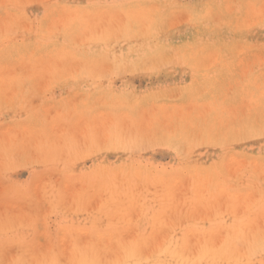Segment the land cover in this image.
<instances>
[{
    "label": "rangeland",
    "instance_id": "rangeland-1",
    "mask_svg": "<svg viewBox=\"0 0 264 264\" xmlns=\"http://www.w3.org/2000/svg\"><path fill=\"white\" fill-rule=\"evenodd\" d=\"M251 1L256 2L254 4ZM246 2L250 4L247 5ZM246 2L245 0H0V154H2L0 155V212L2 211L0 218L4 217L0 219L2 231L0 244H3L0 245L1 264H18V259L19 262L21 260L24 261L23 264H28L31 258V264H35L34 258L36 263L40 264H45L46 260V264H66V262L71 264V261L72 264H92L95 259L96 264L98 262L102 264H167L168 262H171L168 264H176V262L230 264L231 259H233L231 264H264L263 238L256 243V248L251 252L247 251L245 246L248 238L258 237L261 230H264V221L261 220L264 219L262 215L264 169H260L264 167V93H261V90L258 92V89L264 85V0L262 2L246 0ZM256 3L261 6V10H256L258 8ZM245 4L249 9H246ZM244 10L249 15L244 14L246 18L243 17ZM169 11L177 13H171L170 16ZM116 13L120 15L116 16L119 17V22L117 20L114 23L116 18L113 17ZM104 14L108 16L107 22L100 23V18ZM239 15L243 18L241 19ZM105 16L102 19L106 21ZM121 16L123 23L120 21ZM70 17H74L76 22L70 23L69 21H72ZM248 17L251 19L248 20ZM161 19L167 20L160 21ZM54 20L66 22L61 26ZM168 21L170 22L162 23ZM253 21H256V25H252ZM91 23L93 32L90 29ZM152 23L150 30H147L148 33L143 30ZM57 27L61 29L58 30ZM215 27H219L218 30ZM96 28H103L102 33L99 29L96 32ZM109 34L112 37L109 45L108 42L105 44L100 42L102 37ZM61 36L64 38L60 39ZM154 37L157 39H153ZM140 43L143 45L142 48L138 47ZM37 44L39 49H36ZM156 44L162 45L161 47L167 50L165 55L168 53L170 56L168 64L161 63L163 64L161 65L158 61L142 59L140 56L143 49ZM45 45L46 47L41 48ZM115 45L117 51L112 49ZM48 48L51 52H46ZM101 51L120 53L124 61L123 67H118L119 70L117 68L106 71L105 74L102 69V63L105 62L102 60ZM40 53L41 55L44 53L43 58ZM92 55L94 57H90ZM48 59L50 62L47 61ZM46 62L51 70L46 68L49 67ZM54 62L60 66L55 65ZM48 70L50 72H47ZM102 71L104 73H101ZM48 75L51 79L47 78ZM247 90L250 91L246 92ZM252 92L253 95H250ZM236 96L240 97L237 99ZM257 97L262 98L260 99L262 101ZM226 98L227 102L230 99L229 106ZM243 98L245 99L242 100ZM223 101L227 103V108ZM232 102H237L235 103L237 105L234 106ZM246 105L250 106L251 111ZM242 110L246 111L243 112L245 114L249 111L246 117L241 116ZM232 112L234 114L238 112L240 120L239 116L235 119L237 114H233L232 117ZM223 115L226 117L223 118ZM227 116L231 118V123ZM217 117H220L219 120ZM249 117L254 123L249 122ZM227 119V123H221ZM247 120L250 124H246ZM255 123L258 127L263 126L259 127L260 131ZM126 124H129L128 128ZM222 124H228L230 128L226 126L228 130L225 131V126L223 127ZM250 125L257 129L250 130ZM243 126L248 127L243 129ZM233 127L237 130H230ZM139 128L142 129L141 132ZM238 129H240L239 135ZM231 132L236 133L232 135ZM108 136L110 140L106 142ZM136 137H144L145 141L137 145L130 144L128 140ZM241 154L248 158L242 157ZM260 158H263V162ZM236 159L240 162L239 168L234 161ZM76 192L80 193L82 199L79 195L77 197ZM247 194L249 197H246ZM251 198L252 200H249ZM31 199L37 203L32 202ZM224 200L227 204L222 202L225 204L221 205V201ZM136 201L139 206L135 205ZM243 201L248 203L244 202V205ZM247 204L250 206L247 207ZM243 205L247 209L241 208ZM141 206L143 208H140ZM138 209H140L139 213ZM207 209L211 218L206 215ZM242 209L244 212L246 210L245 214L241 213ZM8 212L10 215H7ZM150 214L153 216L151 217ZM6 216L9 218L7 219ZM17 216L20 220L18 225H23L25 230L20 226L18 231L17 219L14 220ZM25 216L29 220L25 219ZM22 217L23 219H20ZM259 217L261 218L258 219ZM161 219L166 221L165 224ZM258 220L262 222H257ZM12 223H15V226ZM255 223H258L259 226H256L259 228ZM159 224H162L161 227ZM162 226L166 228L163 230ZM246 226L247 229L244 228ZM42 229L43 232H40ZM250 231L255 234L251 235ZM165 233L169 234L165 235ZM205 233H209L208 236L207 234L205 236ZM198 234L201 236L199 237ZM90 235L95 237L94 241L99 237L101 239L94 243L90 240ZM135 236L141 244L139 240L137 243L134 242L137 240V238L133 239ZM192 236L195 242H192ZM109 239H112V242ZM206 239L208 242L205 241ZM119 240L123 242L120 243ZM215 240H218L216 242L219 244ZM126 241L131 245L127 244L125 249L123 244L127 243ZM17 243L23 245L21 249H19L20 245L17 247ZM115 243L117 247L119 244V250L115 247ZM157 243L160 247L159 251L156 248ZM196 243H200L201 247L195 245ZM181 244L186 246L184 248L186 250L183 249L184 245L181 248ZM211 245L214 249L210 247ZM70 246L75 251L71 250ZM195 247H199V250ZM83 248L87 249L84 251ZM108 249L112 251L109 252ZM134 249H138L135 252L137 255L141 254L142 258L133 255ZM191 250L196 254L191 253ZM71 251L73 259L67 254L70 252L72 256ZM209 252L210 255H206ZM41 253L44 257L40 255ZM44 253L48 255L45 257ZM118 253L123 258H120ZM149 253L152 254L150 257L147 256ZM186 253L190 261L186 258ZM127 254L132 258L127 260ZM144 254H147L146 258ZM234 254H237V258ZM21 255L23 260L20 259ZM181 255H184V258ZM40 257L43 258L41 262L38 261L41 260ZM117 259L120 262H117ZM123 259L126 261L124 262Z\"/></svg>",
    "mask_w": 264,
    "mask_h": 264
},
{
    "label": "bare ground",
    "instance_id": "bare-ground-1",
    "mask_svg": "<svg viewBox=\"0 0 264 264\" xmlns=\"http://www.w3.org/2000/svg\"><path fill=\"white\" fill-rule=\"evenodd\" d=\"M232 1H233V0H232ZM258 1H259V0H258ZM220 2L222 3V1H220ZM245 2H246V0H245ZM249 2H250V1H249ZM251 2H254V1H251ZM255 2H256V1H255ZM255 2H254V4H255ZM261 2H262V0H261ZM261 2H260V3H261ZM232 3H233V2H232ZM246 3H247V2H246ZM219 4H220V3H219ZM230 4H231V2H230ZM249 4H250V3H249ZM249 4L247 3V5H249ZM256 4H257V3H256ZM245 5H246V4H245ZM247 5H246L245 7H246V9H247V8L249 9V7H247ZM257 5H258V8L256 9V8L254 7V9H256L257 11H258L259 9L261 10V6H259V4H257ZM260 5H261V4H260ZM53 6H54V5H53ZM223 6H224V5H223ZM243 6H244V5H243V3H242V7H243ZM58 7H59V6H58ZM220 7H221V5H220ZM220 7H219V8H220ZM65 8H66V7H65ZM58 9H59V8H58ZM250 9H252V7H250ZM254 9H253V10H254ZM210 10H211V9H210ZM221 10H223V9H221ZM256 10H255V11H256ZM54 11H55V10H54ZM153 11H154V10H153ZM257 11H256V13H258ZM61 12H62V10H61ZM139 12H140V11H139ZM169 12H170V16H171V13H173V14L175 13L174 11H173V12H172V11H169ZM169 12H168V13H169ZM206 12H208V11H206ZM216 12H217V11H216ZM244 12H245V10H244ZM262 12H263V11H262ZM145 13H146V11H145ZM168 13H167V16H169ZM176 13H177V12H176ZM176 13H175V14H176ZM237 13H238V11H237ZM237 13H236V15H235V14H234V15L237 16V15L239 14V13H238V14H237ZM242 13H243V12H242ZM251 13H252V12H251ZM105 14H106V13H105ZM105 14H104V16H105ZM129 14H130V13H129ZM154 14H156V13H154ZM244 14H246V12L243 13V17L246 18V16H245ZM252 14H253V13H252ZM102 15H103V14H102ZM106 15H107V14H106ZM151 15H153V14H151ZM156 15H157V14H156ZM158 15H159V14H158ZM246 15L249 16L248 13H247ZM263 15H264V13H263ZM104 16H103V17L101 16V17L104 18ZM111 16H112V13H111ZM116 16H120V15H117V13H116L115 16L113 17V19H115ZM122 16H123V15H122ZM122 16H121V17H122ZM167 16H166V17H167ZM170 16H169V18H170ZM239 16H240V15H239ZM257 16H258V15H257ZM107 17H108V16H105L106 21H105V19L103 20L102 18L99 17V18L101 19V20H100V23H103L102 21H104V23L107 22ZM151 17H154V16H151ZM160 17H161V16H160ZM164 17H165V16H164ZM232 17H233V15H232ZM243 17L240 16L241 19H242ZM254 17H255V16H254ZM258 17H259V16H258ZM260 17H261V15H260ZM260 17H259V18H260ZM70 18H71L72 21H73V22H72V21H69L70 23H75V22H76V21L74 20V19H75L74 17H73V18L70 17ZM70 18H69V19H70ZM76 18H77V17H76ZM91 18H92V17H91ZM91 18H90V19H91ZM93 18H94V17H93ZM95 18H96V17H95ZM99 18L97 19L98 21H99ZM167 18H168V17H167ZM169 18H168V19H169ZM181 18H182V17H181ZM237 18H238V17H237ZM237 18H236V19H237ZM248 18H249V17H248ZM118 19H119V17H117V18L115 19L114 23H115ZM120 19H121V18H120ZM174 19H175V18H174ZM204 19H205V18H204ZM250 19H251V18H249L248 20H250ZM55 20H56V19H55ZM55 20H54V21H55ZM58 20H59V19H58ZM67 20H68V19H66V21H67ZM92 20H93V19H91V21H92ZM94 20H95V19H94ZM97 20H96V22H97ZM142 20H143V19H142ZM166 20H167V19H165V20L161 19L160 21H166ZM255 20H257V19H255ZM66 21L64 20V21L61 22V20H60L61 23H60L59 21H58V22L55 21V22H56L57 24L59 23L60 25H61V24L63 25V22H66ZM120 21H122V23H123V17H122V20H120ZM92 22H94V21H92ZM96 22H95V23H96ZM111 22H112V21H111ZM118 22H119V20H118ZM140 22H141V21H140ZM150 22H151V21H150ZM156 22H157V21H156ZM158 22H159V21H158ZM169 22H170V21H168V22H162V23H169ZM245 22H247V21H245ZM245 22H244V23H245ZM248 22H249V21H248ZM70 23H68V24H70ZM95 23H93V24H95ZM112 23H113V22H112ZM122 23H121V25H122ZM159 23H160V22H159ZM202 23H204V21H203ZM207 23H208V22H207ZM212 23H213V22H212ZM212 23H211V24H212ZM53 24H55V23H53ZM66 24H67V23H66ZM98 24H99V23H98ZM98 24H96V25H98ZM196 24H197V23H196ZM199 24H200V23H199ZM208 24H209V23H208ZM253 24L256 25V21H253L252 25H253ZM62 25H61V26H62ZM70 25H71V24H70ZM70 25H69V26H70ZM90 25H91V26H90L91 32H93V30H92V28H91V27L93 26L92 23H91ZM100 25H101V24H100ZM100 25H99V26H100ZM102 25H104V24H102ZM145 25H146V24H145ZM152 25H153V23L150 24V25H148V27L145 26L146 28H144L143 30H145V31L148 30V31H149V30H150V27H151ZM203 25H204V24H203ZM209 25H210V24H209ZM232 25H233V24H232ZM252 25H250V27H251ZM55 26H56V25H55ZM57 26H58V25H57ZM197 26H199V25H197ZM88 27H89V26H88ZM88 27H87V28H88ZM97 27H98V26H97ZM101 27H102V26H101ZM111 27H112V24H111ZM140 27H141V26H140ZM208 27H209V26H208ZM247 27H248V26H247ZM54 28H55V27H54ZM57 28H58V27H57ZM67 28H68V27H67ZM71 28H72V25H71ZM115 28H116V27H115ZM132 28L134 29V27H132ZM209 28H210V27H209ZM218 28H219V27H218ZM218 28L215 27L216 30H218ZM251 28H252V27H251ZM60 29H61V28H60ZM60 29L58 28V30H60ZM90 29H89V30H90ZM97 29H99V28H96V32L98 31ZM102 29H103V28H100V29H99V30H101V33H102ZM206 29H207V28H206ZM221 29H222V28H221ZM65 30H66V29H65ZM89 30H88V32H89ZM112 30H113V29H112ZM140 30H142V29H140ZM143 30H142V31H143ZM201 30H202V29H201ZM201 30H200V31H201ZM203 30H204V29H203ZM210 30H211V29H210ZM210 30H209V31H210ZM213 30H214V27H213ZM56 31H57V30H56ZM148 31H147V33H148ZM54 32H55V31H54ZM59 32H60V31H59ZM86 32H87V30H86ZM109 32H110V27H109ZM143 32H144V31H143ZM203 32H205V31H202V33H203ZM55 33H56V32H55ZM73 33H74V32H73ZM83 33H84V32H83ZM134 33H135V32H134ZM140 33H141V32H140ZM58 34H59V33H58ZM96 34H97V33H96ZM82 36H83V34H82ZM85 36H87V34H85ZM115 36H116V35H115ZM135 36H136V35H135ZM62 37H63V36H61L60 39H62ZM66 37H67V36H66ZM94 37H95V36H94ZM144 37H145V36H144ZM146 37H147V36H146ZM63 38H64V37H63ZM82 38H83V37H82ZM82 38H81V40H82ZM127 38H128V37H127ZM140 38H141V37H140ZM142 38H143V37H142ZM85 39H86V38H85ZM111 39H112V37H111V35L109 34V35H106V36L102 37L101 40H100V39H99V40H100V42H102L103 44H105L106 42H108V45H109V42H112ZM153 39H157V38L154 37ZM64 40H65V39H64ZM138 40H139V39H138ZM75 41H76V39H75ZM129 41H130V40H129ZM132 41H133V40H132ZM158 41H159V40H158ZM67 42H69V41H67ZM77 42H78V41H77ZM80 42H81V41H80ZM133 42H134V41H133ZM136 42H137V40H136ZM136 42H135V43H136ZM191 42H192V41H191ZM194 42H195V41H194ZM203 42H204V41H203ZM48 43H50V42H48ZM52 43H53V42H52ZM78 43H79V42H78ZM85 43H86V42H85ZM137 43H139V41H138ZM157 43H158V42H157ZM186 43H187V42H186ZM46 44H47V43H46ZM50 44H51V43H50ZM50 44H49V45H50ZM53 44L55 45V43H53ZM59 44H60V43H59ZM59 44H57V45L59 46ZM66 44H67V43H66ZM71 44H72V43H71ZM79 44H80V43H79ZM82 44H84L83 41H82ZM110 44H111V43H110ZM187 44H188V43H187ZM193 44H194V43H193ZM193 44L191 45L192 47H193ZM198 44H199V43H198ZM38 45H39V44H37V48H36V49H39V48H38ZM41 45H42V44H41ZM43 45H44V44H43ZM60 45H61V44H60ZM84 45H85V44H84ZM84 45H83V46H84ZM86 45H87V43H86ZM97 45H98V44H97ZM99 45H100V44H99ZM117 45H118V43H117ZM117 45L112 46V49H114V50L117 51V49H116V48H117ZM188 45H189V44H188ZM203 45H204V44H203ZM47 46H48V45H47ZM52 46H53V45H52ZM63 46H64V44H63ZM80 46H81V45H80ZM142 46H143L142 43H140V44L138 45L139 48H142ZM161 46H162V45L159 46V44H158V45L156 44V45H154L153 47H146L145 49H143V50L141 51L140 56L142 57V59H146V58H147L148 60H151V61H153V62H154V61H156V62L158 61L160 64L163 63V64L166 65V64H168V63L170 62V56L168 55V53H167V55H165V52H166L167 50L165 51V50H164L165 47L163 48V47H161ZM43 47H46V45H45V46H42L41 48H43ZM92 47H93V46H92ZM41 48H40V49H41ZM50 48H51V47H50ZM53 48L56 49L57 47H53ZM53 48H52V49H53ZM65 48H66V47H65ZM210 48H211V47H210ZM96 49H97V48H96ZM185 49H186V48H185ZM188 49H189V48H188ZM199 49H200V48H199ZM207 49H208V48H207ZM41 50H43V49H41ZM44 50H45V49H44ZM168 50H169V49H168ZM45 51H46V50H45ZM45 51H44V52H45ZM48 51L51 52V50H49V48H48V50H47L46 52H48ZM52 51H54V50H52ZM91 51H92V50H91ZM94 51H95V50H94ZM94 51H93V52H94ZM110 51H111V50H110ZM116 51H115V52H116ZM184 51L186 52V50H184ZM38 52H39V51H38ZM38 52H37V53H38ZM108 52H109V51H108ZM115 52H112V53H106V52H104V53H103V51H101V53H102V60H104V62H105V64L102 63V65H103L102 69H103V71H105V74H107V72H109V70H117L118 67H123L124 61H123V59L120 57V53H117V52L115 53ZM135 52H136V51H135ZM203 53H204V51H203ZM43 54H44V53H43ZM43 54L41 55V53H40V56H42V58H43ZM47 54H48V53H47ZM83 54H84V53H83ZM122 54H123V53H122ZM133 54H134V53H133ZM34 55H35V54H34ZM81 55H82V53H81ZM94 55H95V54H94ZM114 55H115V56H114ZM202 55H203V54H202ZM209 55H210V54H209ZM35 56H36V55H35ZM45 56H46V55H45ZM73 56H74V55H73ZM73 56H72V57H73ZM167 56H169V57H167ZM197 56H199V55H197ZM90 57H94V56L92 55V56H90ZM90 57H87V58L90 59ZM115 57H117V59H116ZM195 57H196V56H195ZM45 58H46V57H45ZM84 58H85V57H84ZM212 59H213V56H212ZM222 60H223V59H222ZM27 61L29 62V60H27ZM40 61H41V60H40ZM47 61L50 62L49 59H48ZM54 61H55V60H54ZM65 61H66V59H65ZM207 61H208V60H207ZM35 62H36V60H35ZM41 62H42V61H41ZM52 62H53V60H52ZM55 62H57V61H55ZM55 62H54V64H55ZM66 62H67V61H66ZM139 62H140V61H139ZM139 62H138V63H139ZM39 63H40V62H39ZM46 63H47V62H46ZM57 63H58V62H57ZM57 63H56V64H57ZM62 63H63V62H62ZM100 63H101V62H100ZM204 63H205V61H204ZM206 63H207V62H206ZM56 64H55V65H56ZM78 64H79V63H78ZM163 64H161V65H163ZM47 65H49V64L47 63ZM57 65L60 66V64H57ZM102 65H101V66H102ZM139 65H140V64H139ZM207 65H208V64H207ZM28 66H30V64H29ZM38 66H40V64H39ZM45 66H46V65H45ZM45 66H44V68H45ZM81 66H82V64H81ZM84 66H85V65H84ZM205 66H206V65H205ZM33 67H35V65H34ZM70 67H71V66H70ZM77 67H78V66H77ZM46 68H48L49 70H51V69H50V65H49V67L46 66ZM46 68H45V70H46ZM54 68H55V66H54ZM57 68H58V67H57ZM59 68H60V67H59ZM207 68H208V67H207ZM228 68H229V67H228ZM27 69H28V68H27ZM42 69H43V68H42ZM42 69H41V70H42ZM76 69H77V68H76ZM224 69H225V68H224ZM45 70H44V71H45ZM49 70H48L47 72H50ZM58 70H59V69H58ZM70 70H71V68H70ZM77 70H78V69H77ZM118 70H119V68H118ZM44 71H43V72H44ZM95 71H96V70H95ZM100 71H101V70H100ZM103 71H102L101 73H104ZM106 71H107V72H106ZM26 72H27V74H28V71H26ZM40 72H41V71H40ZM57 72H58V71H57ZM71 72H72V71H71ZM53 73H54V72H53ZM67 73H68V72H67ZM99 73H100V72H99ZM44 74H45V72H44ZM35 75H36V74H35ZM45 75H46V74H45ZM45 75H43V77H44ZM65 75H67V74H65ZM92 75H93V74H92ZM95 75H96V74H95ZM38 76H39V75H38ZM55 76H56V75H55ZM90 76H91V75H89V77H90ZM99 76H101V75H99ZM102 76H103V75H102ZM48 77H50V76L48 75L47 78H48ZM71 77H72V75L70 76V78H71ZM55 78H56V77H55ZM48 79H51V78H48ZM61 79H62V78H61ZM71 79H72V78H71ZM42 80H43V79H42ZM44 80H46V77H44ZM57 80H58V78H57ZM63 80H65V79H63ZM68 80H69V79H68ZM50 81H51V80H50ZM50 81H49V82H50ZM69 81H70V80H69ZM43 82H44V81H43ZM46 82H47V81H46ZM46 82H45V84H49V83H46ZM51 82H52V81H51ZM63 82H64V81H63ZM246 82H247V80H246ZM263 82H264V81H263ZM247 84H249V83L247 82ZM262 84H263V83H262ZM262 84H261V85H262ZM236 85H237V84H236ZM241 86H242V87H244V86L246 87V83H245L244 86H243V85H241ZM249 86H250V84H249ZM237 87H238V86H237ZM263 87H264V85L262 86V88H263ZM249 88H250V87H249ZM260 88H261V87H260ZM260 88L258 89V90H259L258 92H260V90H261V93H264V92H262V90H264V89H262V88L260 89ZM235 90H236V88H235ZM245 90H246V88H245ZM241 91H243V89H242ZM249 91H250V90H247L246 92H249ZM239 92H240V91H239ZM253 92H254V94H256V93H255V90H254ZM253 92H252V94H250V95H253ZM258 92H257V93H258ZM242 93H243V92H242ZM235 94H236V93H235ZM246 94H247V93H246ZM259 94H260V93H259ZM238 95H240V94H237V96H238ZM241 95H242V94H241ZM237 96H236V97H237ZM239 97H240V96H239ZM239 97H237V99H238ZM244 97H245V96H244ZM249 97H250V96H249ZM233 98H234V97H233ZM218 99H219V98H218ZM218 99H216V101H217ZM244 99H245V98H243L242 100H244ZM254 99H255V97L253 98V100H254ZM257 99L260 100V99H262V98L259 99V98L257 97ZM249 100L252 102L251 98H249ZM229 101H230V99H229ZM229 101L227 102V98H226V102L228 103V106L230 105ZM260 101H262V100H260ZM263 101H264V100H263ZM223 102L225 103V101H223ZM237 102H238V101H237ZM237 102H235V103H237ZM239 102L241 103V101H239ZM221 103H222V101H221ZM227 103H225L226 105H224V106H226V108L228 107V106H227ZM232 103H234V102H232ZM232 103H231V104H232ZM235 103H234V106L237 105V104H235ZM262 103H263V102H262ZM247 104H248V103H247ZM257 104H258V101H257ZM222 105H223V104H222ZM232 105H233V104H232ZM238 105H239V104H238ZM249 105H250V103H249ZM246 106H247V105H246ZM250 106H252V105H250ZM250 106H247V107L249 108ZM242 107H243V106H242ZM242 107H241V109H242ZM252 108H253V107H252ZM255 108H257V107L255 106ZM231 109H232V108H231ZM233 109H234V108H233ZM255 110H256V109H255ZM234 111H235V109H234ZM234 111H233V112H234ZM249 111H251L250 108H249ZM249 111L247 112V114L249 113ZM233 112H232V117H234V115L238 113V112H237V113L234 114ZM243 112H246V111H245V110H244V111L242 110V112H241V116H242V115H245V117H246L247 114H245V113H243ZM253 112H254V111H253ZM230 113H231V111H230ZM242 113H243V114H242ZM116 114H117V113H116ZM223 114H224V113H223ZM233 114H234V115H233ZM253 114H254V113H253ZM212 115H213V112H212ZM210 116H211V114H210ZM210 116H209V117H210ZM224 116H225V115H223V118H224ZM228 116L230 117V115H228ZM228 116H227V117H228ZM238 116H239V115L237 114V116H235V117H236L235 119H237ZM113 117H114V116H113ZM117 117H118V116H117ZM212 117H214V116H212ZM225 117H226V116H225ZM229 117H228V119H229ZM217 118H218L217 120H219L220 117H217ZM221 118H222V117H221ZM241 118H242V117H241ZM249 118H250V117H249ZM128 119H129V117H128ZM228 119H227L226 121H223V120H222L223 122H221V123H224V122L227 123ZM232 119H233V118H232ZM235 119H234V120H235ZM261 119H263V117H262ZM110 120L112 121V119H110ZM230 120H231V118L229 119V123L232 122V120H231V122H230ZM239 120H240V116H239ZM132 121H133V120H132ZM175 122H176V121H175ZM214 122H215V120H214ZM235 122H236V120H235ZM242 122H243V121H241V124H243ZM244 122H246V121H244ZM247 122H248V120H247ZM249 122L254 123V122L252 121L251 118L249 119ZM249 122L246 123V124H250ZM111 123H112V122H111ZM215 123H216V122H215ZM238 123H239V122H238ZM238 123H235V124H238ZM138 124H139V123H138ZM213 124H214V123H213ZM213 124H212V126H214ZM224 124H225V123H224ZM224 124H222V126H223ZM239 124H240V123H239ZM255 124H256V123H255ZM257 124H259V122H258ZM257 124H256V125H257ZM121 125H122V124H121ZM126 125H127V124H126ZM227 125H228V124L224 125V126H225V131L228 130V129H226V126H227ZM231 125H232V126H235V125H233V124H231ZM251 125H252V124H251ZM251 125H250V127H249L250 130H251V128H252ZM128 126H129V124L127 125V128H128ZM217 126H218V125H217ZM224 126H223V127H224ZM236 126L239 127V125H236ZM252 126H253V125H252ZM263 126H264V124H263ZM263 126H259V127H263ZM117 127H118V126H117ZM170 127H171V126H170ZM174 127H175V126H174ZM220 127H221V126H220ZM220 127H219V128H220ZM223 127H222V128H223ZM227 127H228V126H227ZM245 127H246V126H243V129H244ZM247 127H248V126H247ZM247 127H246V128H247ZM256 127L259 129L258 125H257ZM256 127H253L252 130L254 129V131H255V130L257 129ZM104 128H105V127H104ZM106 128H107V127H106ZM121 128H122V127H121ZM127 128H126V129H127ZM217 128H218V127H217ZM217 128H216V129H217ZM228 128H230V127H228ZM239 128H240V127H239ZM255 128H256V129H255ZM263 128H264V127H263ZM123 129H124V127H123ZM130 129H131V127H130ZM139 129H140V128H139ZM176 129H177V128H176ZM233 129H236V128L233 127V128L230 129V130H233ZM260 129H261V128H260ZM260 129H259L258 131H260ZM103 130H104V129H103ZM103 130L101 129V131H103ZM127 130H128V129H127ZM132 130H133V129H132ZM143 130H144V129H143ZM168 130H169V129H168ZM171 130H172V129H171ZM221 130H222V129H221ZM236 130H237V129H236ZM236 130H234V131H236ZM239 130H240V129H238V132H239ZM141 131H142V129H140V132H141ZM179 131H180V130H179ZM223 131H224V130H223ZM223 131H222V132H223ZM245 131H246V130H244V132H245ZM258 131H257V132H258ZM136 132H137V129H136ZM143 132H145V130H144ZM215 132H216V130H215ZM251 132H252V131H251ZM131 133H132V132H131ZM223 133H224V132H223ZM225 133H228V132H225ZM234 133H236V132H234ZM234 133H233V134H234ZM254 133H255V132H254ZM105 134H106V133H105ZM231 134H232V132H231ZM233 134H232V135H233ZM239 134H240V132L238 133V135H239ZM242 134H243V132H242ZM242 134H241V135H242ZM258 134H259V133H258ZM137 135H138V134H137ZM146 135H147V134H146ZM225 135H227V134H225ZM232 135H231V136H232ZM234 135H235V134H234ZM252 135H253V133H252ZM104 136H105V135H104ZM106 136H107V135H106ZM131 136H132V135H131ZM142 136H144V135H142ZM242 136H243V135H242ZM249 136H250V135H249ZM254 136H255V135H254ZM146 137H147V139H148V136H146ZM245 138L247 139V138H250V137H245ZM111 139H112V137H111ZM109 140H110V136H108V138L106 139V142H108ZM148 140H149V139H148ZM101 141H102V138H101ZM104 141H105V137H104ZM128 141H129L130 144H135V145H137V143H142V142L145 141V140H144V137H143V138H142V137H138V138L136 137V138H131V139H129ZM5 145H6V144H5ZM100 145H101V143H100ZM235 150H236V149H235ZM249 154H251V153H249ZM0 155H2V154H0ZM236 155H237V154H236ZM262 155H263V154H262ZM262 155H261L260 157H262ZM241 156H242V157H244V156L247 157L246 155L243 156L242 154H241ZM235 157H236V156H235ZM238 157H239V156H238ZM233 158H234V157H233ZM247 158H248V157H247ZM252 158H254V157H252ZM242 159H243V158H242ZM242 159H241V160H242ZM260 159H261V158H260ZM262 159H263V158H262ZM262 159H261V160H262ZM239 160H240V159H239ZM246 160H247V159H246ZM249 160H250V159H249ZM258 160H259V159H258ZM234 161H236V163H237V167L239 168L240 165L238 166V164H239L240 162H239V161L237 162V159L234 160ZM244 161H245V160H244ZM244 161H243V162H244ZM250 161H251V160H250ZM0 162H1V161H0ZM247 162H248V160H247ZM251 162H252V161H251ZM253 162H254V161H253ZM259 162L262 163L263 160H262V162L259 160ZM245 163H246V161H245ZM245 163H244V164H245ZM256 163H257V161H256ZM241 164H242V163H241ZM253 165H255V163H254ZM253 165H252V166H253ZM261 165H262V164H261ZM256 166H257V165H256ZM120 167H121V166H120ZM193 168H194V167H193ZM246 168H247V167H246ZM113 169H114V168H113ZM234 169H235V167H234ZM260 169H264V167H263V168H260ZM116 170H117V169H116ZM235 170H237V169H235ZM0 171H1V170H0ZM206 171H207V170H206ZM158 178H160V177H158ZM122 179H123V178H122ZM160 179H161V178H160ZM120 180H121V179H120ZM135 180H136V179H135ZM147 180H148V179H147ZM156 180H158V179H156ZM117 181H119V180H117ZM123 181H124V179H123ZM123 181H122V182H123ZM159 181H161V180H159ZM128 182H129V181H128ZM138 182H139V180H138ZM86 183H87V182H86ZM117 183H118V182H117ZM136 183H137V182H136ZM93 184H94V183H93ZM149 184H150V183H149ZM160 184H162V183H160ZM119 185H120V184H119ZM122 185H123V183H122ZM92 186H94V185H92ZM120 187H121V186H120ZM139 187H140V186H139ZM88 188H89V187H88ZM93 188H94V187H93ZM118 188H119V187H118ZM192 188H193V187H192ZM194 188H195V187H194ZM102 189H103V188H102ZM139 189H140V188H139ZM193 190H194V189H193ZM220 190H221V189H220ZM222 190H224V189H222ZM232 190H234V189H232ZM232 190H231V191H232ZM100 191H101V190H100ZM138 191H139V190H138ZM159 191H160V190H159ZM174 191H175V190H174ZM174 191H173V192H174ZM207 191H208V190H207ZM234 191H235V190H234ZM238 191H239V189H238ZM143 192H144V191H143ZM222 192H223V191H222ZM222 192H221V193H222ZM102 193H103V192H102ZM126 193H127V192H126ZM223 193H224V192H223ZM225 193H226V192H225ZM76 194H77V192H76ZM79 194H80V193H79ZM79 194H77V197H78ZM228 194H229V193H228ZM249 194H250V193H249ZM73 195H75V194H73ZM123 195H124V194H123ZM209 195H211V193H210ZM232 195H233V194H232ZM75 196H76V195H75ZM101 196H102V194H101ZM103 196H104V195H103ZM112 196H113V195H112ZM198 196H199V195H198ZM198 196H197V197H198ZM233 196H235V195H233ZM236 196H239V195L236 194ZM247 196L249 197L248 194L246 195V197H247ZM253 196H254V198H253V197H252V198L255 199V195H253ZM257 196H259V194H258ZM10 197H11V196H10ZM50 197H51V196H50ZM79 197L82 199L81 195H79ZM113 197H114V196H113ZM116 197H117V196H116ZM146 197H147V195H146ZM148 197H149V195H148ZM222 197H223V196H222ZM224 197H225V196H224ZM228 197H229V196H228ZM240 197L242 198V196H240ZM250 197H251V195H250ZM261 197H263V196H261ZM55 198H56V197H55ZM119 198H120V196H119ZM124 198H125V197H124ZM155 198H156V197H155ZM238 198H239V197H238ZM252 198L249 199V200H252ZM78 199H79V198H78ZM83 199H84V197H83ZM31 200H33V199H31ZM74 200H75V198H74ZM76 200H77V199H76ZM99 200H100V199H99ZM103 200H104V199H103ZM161 200H162V199H161ZM163 200H164V199H163ZM163 200H162V201H163ZM217 200H218V199H217ZM222 200H223V198H222ZM229 200H230V203H231V199H229ZM242 200H243V199H242ZM245 200H246V199H245ZM260 200H261V199H260ZM25 201H26V200H25ZM29 201H30V199H29ZM82 201H83V200H82ZM123 201H124V200H123ZM148 201H149V200H148ZM154 201H155V200H154ZM165 201H166V200H165ZM170 201H172V200H170ZM176 201H177V200H176ZM237 201H238V200H237ZM239 201H240V200H239ZM246 201H248V200H246ZM246 201H243V203L246 202ZM253 201H254V200H253ZM27 202H28V200H27ZM27 202H26V203H27ZM32 202L37 203V202L34 201V200H33ZM100 202H101V201H100ZM103 202H104V201H103ZM105 202H106V201H105ZM107 202H108V200H107ZM146 202H147V201H146ZM178 202H179V200H178ZM218 202H220V201H218ZM222 202H226V200L221 201V205H224L225 203L222 204ZM250 202H251V201H250ZM78 203H80V202L78 201ZM84 203H85V202H84ZM125 203H127V202H125ZM128 203H129V202H128ZM133 203H134V202H133ZM137 203H138V201H136V204H135V205H138ZM151 203H152V202H151ZM155 203H156V202H155ZM246 203H248V202H246ZM30 204H31V203H30ZM50 204H51V203H50ZM56 204H57V203H56ZM98 204H100V203H97V205H98ZM142 204H143V203H142ZM212 204H213V203H212ZM215 204H216V203H215ZM226 204H227V202H226ZM253 204H254V203H253ZM28 205H29V203H28ZM37 205H38V204H37ZM107 205H109V204H107ZM143 205H144V204H143ZM143 205H142V206H143ZM213 205H214V204H213ZM218 205H219V204H218ZM244 205H245V203H244ZM244 205L241 206V208L247 209V208L244 207ZM247 205H248V206H247ZM247 205H246L247 207L250 206L249 204H247ZM24 206H25V205H24ZM31 206H32V205H31ZM51 206H52V205H51ZM94 206H95V205H94ZM125 206H126V205H125ZM138 206H139V205H138ZM142 206H141L140 208H143ZM156 206H157V205H156ZM156 206H155V207H156ZM207 206H208V205H207ZM214 206H215V205H214ZM214 206H213V207H214ZM26 207H28V206L26 205ZM49 207H50V206H49ZM155 207H154V208H155ZM172 207H173V206H172ZM209 207H210V210H211V206H209ZM217 207H218V206H217ZM34 208H35V207H34ZM138 208H139V207H138ZM204 208H205V207H204ZM207 208H208V207H207ZM214 208H215V207H214ZM228 208H229V204H228L227 210H228ZM238 208L240 209L239 205H238ZM37 209H38V208H37ZM37 209H36V210H37ZM159 209H160V208H159ZM239 209H237V210H239ZM244 209H242L241 213L244 212ZM248 209H250V208H248ZM139 210H140V209H138V213H139ZM207 210H208L207 213H208V212L210 213L209 209H207ZM215 210H216V209H215ZM229 210H230V209H229ZM231 210H232V209H231ZM261 210H262V208H261ZM120 211H122V209H121ZM165 211H168V210H165ZM247 211H248V210H247ZM262 211H263V210H262ZM1 212H2V211H1ZM1 212H0V213H1ZM29 212H30V210H29ZM168 212H169V211H168ZM231 212H232V211H231ZM231 212H230V213H231ZM235 212H236V211H235ZM245 212H246V210H245ZM245 212H244V214H245ZM92 213H93V212H92ZM166 213H167V212H166ZM187 213H188V211H187ZM189 213H190V212H189ZM207 213H206V215H209V213H208V214H207ZM211 213H212V212H211ZM226 213H228V211H227ZM258 213H259V212H258ZM3 214H4V213H3ZM8 214H9V212L7 213V215H8ZM71 214H72V213H71ZM86 214H87V213H86ZM152 214H153V213H152ZM154 214H155V213H154ZM253 214H254V213H253ZM5 215H6V213H5ZM9 215H10V214H9ZM12 215H13V214H12ZM24 215H26V214H24ZM28 215H29V213H28ZM97 215H98V214H97ZM119 215H120V214H119ZM161 215H164V214H161ZM217 215H218V213H217ZM222 215H223V214H222ZM228 215H229V213H228ZM241 215H242V214H241ZM262 215H264V213H263ZM1 216H2V214H1ZM21 216H22V215H21ZM26 216H27V215H26ZM26 216H25V219H28V220H29V218H26ZM32 216H33V215H32ZM101 216H102V215H101ZM136 216H137V215H136ZM150 216H151V214H150ZM152 216H153V215H152ZM152 216H151V217H152ZM155 216H156V214H155ZM157 216H158V215H157ZM164 216H165V215H164ZM164 216H163V217H164ZM218 216H219V215H218ZM229 216H230V215H229ZM236 216H237V215H236ZM236 216H235V217H236ZM251 216H252V215H251ZM251 216H250V217H251ZM255 216L258 217V215H256V214H255ZM10 217H11V216H10ZM13 217H14V216H13ZM28 217H30V216H28ZM34 217H35V216H34ZM113 217H114V216H113ZM120 217H121V216H120ZM131 217H132V216H131ZM137 217H138V216H137ZM137 217H134V218H137ZM139 217H140V216H139ZM139 217H138V218H139ZM163 217H161V218H163ZM176 217H177V216H176ZM203 217H204V216H203ZM203 217H202V219H203ZM223 217H225V214H224ZM232 217H233V216H232ZM237 217H238V216H237ZM1 218H4V217H1ZM1 218H0V219H1ZM6 218L8 219L9 216H8V217L6 216ZM17 218H18V216H17L16 218H14V220L17 219ZM30 218H31V217H30ZM124 218H125V217H124ZM127 218H128V216H127ZM127 218H126V220H127ZM157 218H158V217H157ZM159 218H160V217H159ZM166 218H167V216H166ZM200 218H201V217H200ZM206 218H207V217H205V219H206ZM209 218H211L210 215H209ZM221 218H222V217H221ZM246 218H247V217H246ZM260 218H261V217H259L258 219H260ZM11 219H13V218H11ZM11 219H9V220H11ZM20 219H23V217L20 218ZM31 219H32V218H31ZM35 219H37V218H35ZM102 219H103V218H102ZM105 219H106V218H105ZM112 219H113V218H112ZM122 219H123V218H122ZM132 219H133V218H132ZM132 219H131V221H132ZM139 219H141V218H139ZM182 219H183V217H182ZM222 219H223V218H222ZM230 219H231V218H230ZM248 219H250V218H248ZM18 220H19V219H17V225L20 224V223H18L20 220H19V221H18ZM113 220H114V219H113ZM148 220H149V219H148ZM161 220H162V219H161ZM200 220H201V219H200ZM245 220H246V219H245ZM261 220L264 221V219H262V218H261ZM0 221H1V220H0ZM33 221H37V220H34V219H33ZM40 221H41V220H40ZM111 221H112V220H111ZM123 221H125V220L123 219ZM131 221H128V222H131ZM137 221H138V220H137ZM137 221H136V222H137ZM139 221H140V220H139ZM157 221H159V219H158ZM162 221H164V219H163ZM162 221H161V222H162ZM173 221H174V220H173ZM173 221H172V222H173ZM182 221H183V220H182ZM204 221H205V220H204ZM229 221H231V220H229ZM254 221H255V220H254ZM7 222H8V221H7ZM7 222H5V224H6ZM12 222H13V221H12ZM25 222H26V221H25ZM28 222H29V221H28ZM28 222H27V223H28ZM120 222H121V221H120ZM125 222H126V221H125ZM165 222H166V221H164V224H165ZM167 222H169V221H167ZM176 222H177V221H176ZM227 222H228V219H227ZM242 222H243V221H242ZM257 222H262V221H259V220H258ZM0 223H1V222H0ZM15 223H16V221H15ZM15 223H12V224L14 225ZM32 223H33V222H32ZM34 223H35V222H34ZM100 223H102V222H100ZM100 223H99V224H100ZM104 223H105V221H104ZM118 223H119V222H118ZM138 223H139V222H138ZM148 223H150V221H149ZM155 223H156V222H154V224H155ZM170 223H171V222H170ZM239 223H240V222H239ZM21 224H22V223H21ZM24 224H25V223H24ZM85 224H86V223H85ZM87 224H88V223H87ZM99 224H98V226H99ZM121 224H122V223H121ZM128 224H129V223H128ZM154 224H153V225H154ZM156 224H157V223H156ZM162 224H163V222H162ZM162 224H161V225H162ZM168 224H169V223H168ZM173 224H176V223L173 222ZM173 224L171 223L172 227H173ZM183 224H184V223H183ZM196 224H197V223H196ZM250 224H252V223H250ZM250 224H249V226H250ZM259 224H260V223H259ZM263 224H264V223H263ZM0 225H1V224H0ZM7 225H8V224H7ZM28 225H30V223H29ZM33 225H34V224H33ZM93 225H94V224H93ZM116 225H119V224L116 223ZM129 225H130V224H129ZM131 225H132V224H131ZM149 225H150V224H149ZM159 225H160V224H159ZM161 225H160V227H161ZM166 225H167V223H166ZM166 225H165V226H166ZM169 225H170V224H169ZM179 225H181L180 222H179ZM200 225H201V224H200ZM222 225H223V224H222ZM222 225H220V226L222 227ZM242 225H243V224H242ZM242 225H241V226L239 225V226L242 227ZM253 225H254V224H253ZM256 225L259 226L258 223H255V226H256ZM261 225H262V224H261ZM2 226H3V225H2ZM10 226H12L11 223H10ZM14 226H15V225H14ZM20 226H22L21 228H23V225H18V226H17V227H19V228H18V231H19V229H20ZM26 226H27V224H26ZM87 226H88V225H87ZM98 226H97V227H98ZM102 226H103V225H102ZM156 226H157V225H156ZM244 226H245V225H244ZM249 226H248V227H249ZM255 226H252V225H251V227H254L255 229L259 228V227H257V226H256V227H257V228H256ZM17 227L15 228V230L17 229ZM24 227H25V226H24ZM34 227H35V226H34ZM90 227L92 228V225H91ZM118 227L120 228V226H118ZM162 227H163V226H162ZM167 227L170 228L168 225H167ZM212 227H213V226H212ZM235 227H237V226H235ZM3 228H4V227H3ZM8 228H9V227H8ZM10 228H12V227H10ZM13 228H14V227H13ZM154 228H156V227H154ZM157 228H158V227H157ZM165 228H166V227H165ZM165 228L163 227L162 229L164 230ZM173 228H174V227H173ZM175 228H176V227H175ZM177 228H178V227H177ZM244 228L247 229V226L244 227ZM244 228H243V229H244ZM1 229H2V228H1ZM6 229H7V228H6ZM23 229H24V228H23ZM26 229L28 230V229H30V228H26ZM33 229H34V228H33ZM64 229H65V228H64ZM70 229H72V228H70ZM76 229H77V228H76ZM134 229H135V228H134ZM146 229H147V228H146ZM197 229H198V228H197ZM218 229H219V228H218ZM223 229H224V228H223ZM225 229H226V228H225ZM235 229H236V228H235ZM243 229H242V231H243ZM245 229H244V230H245ZM260 229H261V228H260ZM262 229H263V227H262ZM2 230H4V229H2ZM12 230H13V229H11V231H12ZM24 230H25V229H24ZM24 230H23V231H24ZM30 230H31V229H30ZM62 230H63V229H62ZM129 230H130V229H129ZM135 230H136V229H135ZM153 230H154V229H153ZM173 230H174V229H173ZM219 230H220V229H219ZM250 230H251V228H250ZM4 231H5V230H4ZM9 231H10V230H9ZM11 231H10V232H11ZM33 231H34V230H33ZM64 231H65V230H64ZM66 231H67V229H66ZM73 231H74V229H73ZM73 231H72V232H73ZM136 231H137V230H136ZM145 231H146V230H145ZM154 231H155V230H154ZM158 231H159V230H158ZM175 231H176V230H175ZM212 231L214 232L213 229H212ZM233 231H235V230H233ZM239 231H240V230H239ZM253 231L256 233V231H255L254 229H253ZM259 231H260V230H259ZM259 231H258V232H259ZM0 232H2V231L0 230ZM7 232H8V231H7ZM12 232H13V231H12ZM34 232H35V231H34ZM38 232H39V231H38ZM40 232H43V229H42V231H40ZM69 232H70V231H69ZM72 232H71V233H72ZM76 232H77V231H76ZM81 232H82V231H81ZM83 232H86V230H85V231L83 230ZM90 232H91V231H90ZM109 232H110V231H109ZM127 232H128V231H127ZM166 232H167V231H166ZM186 232H187V231H186ZM197 232H199V231H197ZM206 232H207V230H206ZM224 232H225V230H224ZM229 232H230V230H229ZM243 232H244V231H243ZM247 232H248V230H247ZM35 233H36V232H35ZM66 233H68V232H66ZM86 233H87V232H86ZM102 233H103V232H102ZM112 233H113V232H112ZM135 233H136V232H135ZM192 233H193V232H192ZM210 233H211V231H210ZM217 233H219V232H217ZM222 233H223V232H222ZM226 233H227V232H226ZM245 233H246V231H245ZM250 233H251V231H250ZM250 233H249V234H250ZM255 233L252 232L251 235H252V234H255ZM42 234H43V233H42ZM63 234H64V233H63ZM97 234H98V233H97ZM105 234H106V233H105ZM105 234H104V235H105ZM110 234H111V232H110ZM113 234H114V233H113ZM136 234H137V233H136ZM136 234H135V235H136ZM143 234H144V233H143ZM166 234H169V233H165V235H166ZM187 234H188V233H187ZM189 234H190V232H189ZM193 234H194V233H193ZM206 234H207V233H205V236H206ZM208 234H209V233H208ZM208 234H207V236H208ZM247 234H248V233H247ZM258 234H259V233H258ZM56 235H57V234H56ZM75 235H76V234H75ZM75 235H74V236H75ZM85 235H86V234H84V236H85ZM94 235H96V234H94ZM104 235H103V236H104ZM107 235H108V234H107ZM115 235H116V234H115ZM120 235H122V234H120ZM150 235H151V234H150ZM174 235H175V234H174ZM211 235H212V234H211ZM230 235H231V234H230ZM34 236H35V235H34ZM34 236H32V238H33ZM77 236H78V235H77ZM97 236H98V235H97ZM108 236H109V235H108ZM116 236H117V235H116ZM123 236H124V235H123ZM123 236H122V237H123ZM138 236H139V235H138ZM172 236H173V235H172ZM195 236H196V235H194V237H195ZM198 236H199V234H198ZM200 236H201V234H200ZM200 236H199V237H200ZM214 236H215V235H214ZM221 236H223V234H222ZM224 236H225V234H224ZM239 236H240V235H239ZM248 236H249V235H248ZM62 237H63V236H62ZM67 237H68V236H67ZM69 237H70V236H69ZM69 237H68V238H69ZM71 237H72V234H71ZM71 237H70L69 239H71ZM75 237H76V236H75ZM86 237H87V236H86ZM98 237H99V236H98ZM109 237H110V236H109ZM109 237H108V238H109ZM113 237H114V236H113ZM173 237H174V236H173ZM192 237H193V236H192ZM194 237L192 238V240H193L192 242H195V241H196ZM199 237H198V238H199ZM211 237H213V236H211ZM217 237H219V236H217ZM217 237H216V238H217ZM19 238H20V237H19ZM56 238H57V237H56ZM60 238H61V236H60ZM91 238H93V239H91ZM94 238H95V237H91V235H90V240H93V241H94ZM96 238H97V237H96ZM108 238H107V239H108ZM110 238H112V234H111V237H110ZM117 238H118V237H117ZM117 238H114V239H117ZM119 238H120V237H119ZM119 238H118V239H119ZM123 238H124V237H123ZM136 238H137V237L135 236V238H133V239L136 240ZM165 238H166V237H165ZM167 238H168V237H167ZM190 238H191V237H190ZM196 238H197V237H196ZM201 238H202V240H204V239H203V236H202ZM201 238H200V240H201ZM205 238H206V237H205ZM216 238H214V239H216ZM222 238H223V237H222ZM228 238H229V237H228ZM228 238H227V239H228ZM236 238H237V237H236ZM239 238H240V237H239ZM247 238H248V237H247ZM261 238L264 239V230H261V233H260V235H259L258 237L253 236V237H251L250 239L248 238V239H247V242L244 241V242H246V245H245V246H247V247H246V248H247V251L251 252L253 249H255V248H256V243H257ZM33 239H34V238H33ZM57 239H58V238H57ZM75 239H76V238H75ZM88 239H89V237L87 238V241H88ZM99 239H101V238L99 237ZM99 239H95V241H96V240H99ZM118 239H117V240H118ZM223 239H224V238H223ZM229 239H230V238H229ZM229 239H228V240H229ZM243 239H244V236H243ZM7 240H8V239H7ZM25 240H26V239H25ZM71 240H72V239H71ZM109 240H110V239H109ZM111 240H112V239H111ZM111 240H110V241H111ZM122 240H123V239H122ZM122 240H121V241H122ZM138 240H139V239L137 238L136 241H134V240H133V241H134L135 243H137ZM162 240H163V239H162ZM183 240H184V238L182 239V241H183ZM190 240H191V239H190ZM194 240H195V241H194ZM212 240H213V238H212ZM221 240H222V239H221ZM228 240H227V241H228ZM51 241H52V240H51ZM63 241H65V239H64ZM95 241H94V243H95ZM102 241H103V240H102ZM110 241H109V243H110ZM119 241H120V240H119ZM121 241H120V243H121ZM133 241H132L131 243H133ZM177 241H178V240H177ZM197 241H199V240H197ZM205 241L208 242V239H206ZM209 241H210V240H209ZM216 241H218V240H215V242H216ZM22 242H23V241H22ZM22 242H21V244H22ZM29 242H30V241H29ZM91 242H92V241H91ZM100 242H101V240H100ZM103 242H104V241H103ZM105 242H107V241H105ZM111 242H112V241H111ZM122 242H123V241H122ZM124 242H125V241H124ZM126 242H127V241H126ZM128 242H130V241L128 240ZM128 242L125 243V244H123V245H125V246H124L125 249H126V245H127V244L131 245V244L128 243ZM200 242H201V241H200ZM211 242H212V241H211ZM220 242H221V241H220ZM224 242H225V240H224ZM235 242H236V241H235ZM13 243H14V242H13ZM23 243H24V242H23ZM54 243H55V242H54ZM109 243H108V244H109ZM161 243H163V242H161ZM164 243H165V239H164ZM187 243H188V241L186 242V244H187ZM209 243H210V242H209ZM216 243H217V242H216ZM1 244H2V243H1ZM1 244H0V245H1ZM7 244H8V243H7ZM14 244H15V243H14ZM52 244H53V243H52ZM56 244H57V243H56ZM87 244H88V243H87ZM102 244H104V243H102ZM113 244H114V243H113ZM115 244H116V243H115ZM139 244H141V243H140V240H139ZM145 244H147V243L145 242ZM184 244H185V242H184ZM184 244H181V248H182V246H183ZM189 244H192V243L189 242ZM193 244H194V243H193ZM197 244H198V243H196L195 245H197ZM213 244H214V243H213ZM217 244H219V242H218ZM217 244H215V245H217ZM233 244H234V243H233ZM2 245H3V244H2ZM10 245H12V243H11ZM16 245H18V243H17ZM19 245H20V243H19ZM19 245H18L17 247H19ZM50 245H51V243H50ZM61 245H62V244H61ZM70 245H71V244H70ZM89 245H90V243H89ZM91 245H92V244H91ZM93 245H94V244H93ZM104 245H105V244H104ZM129 245H128V247H129ZM147 245H148V244H147ZM156 245H157L156 248H158V251H159V248H160V247H158V243H157ZM195 245H194V246H195ZM199 245H200V243L198 244V246H199ZM207 245H208V244H207ZM231 245H232V244H231ZM231 245H230V246H231ZM234 245H235V244H234ZM7 246H8V245H7ZM22 246H23V245H20V248H19V249H21ZM25 246H27V245H25ZM57 246H59V245H57ZM77 246H79V244H77ZM82 246H83V245L81 244V247H82ZM87 246H88V245H87ZM108 246H110V245H108ZM134 246H135V245H134ZM136 246H137V244H136ZM136 246H135V247H136ZM138 246H140V245H138ZM162 246H163V245H162ZM176 246H177V245H176ZM187 246H188V244H187ZM190 246H191V245H190ZM212 246H213V245H211L210 247H212ZM232 246H233V245H232ZM2 247H3V246H2ZM30 247H31V246H30ZM54 247H56V245H55ZM91 247H92V246H91ZM93 247H94V246H93ZM99 247H100V246H99ZM106 247H107V246H106ZM115 247H117V244H116ZM119 247H120V246H119V244H118V247H117L118 250H119ZM130 247H131V246H130ZM146 247H147V246H146ZM185 247H186V246L184 245V246H183V249H184ZM200 247H201V245H200ZM213 247H214V246H213ZM213 247H212V248H213ZM215 247H216V246H215ZM217 247H219V246L217 245ZM0 248H1V247H0ZM25 248H26V247H25ZM50 248H51V247H50ZM97 248H98V247H97ZM109 248H111V247H109ZM112 248H113V247H112ZM121 248H122V247H121ZM153 248H154V247H153ZM175 248H176V247H175ZM179 248H180V246H179ZM179 248L177 249V251L179 250ZM181 248H180V250L182 251ZM188 248H189V247H188ZM191 248H192V247H191ZM191 248H190V249H191ZM195 248H196V247H195ZM206 248H207V247H206ZM221 248H223L222 245H221ZM19 249H18V250H19ZM26 249H27V248H26ZM57 249H58V247H57ZM70 249L73 250V247L71 248V246H70ZM81 249H82V248H81ZM83 249H84V248H83ZM86 249H87V248H85L84 251H85ZM93 249H94V248H93ZM93 249H92V250H93ZM95 249H96V247H95ZM98 249H101V248H98ZM98 249H97V250H98ZM104 249H106V248L104 247ZM114 249H115V248H114ZM140 249H141V247H140ZM140 249H139V250H140ZM142 249H145V248H142ZM193 249H194V248H193ZM196 249L199 250V247L196 248ZM213 249H214V248H213ZM218 249H219V248H218ZM243 249H244V246H243ZM2 250H3V249H2ZM18 250H17V251H18ZM78 250H79V248H78ZM97 250H95V252H97V254H98V251H97ZM108 250H109V252L112 251V250H110V249H108ZM120 250H122V249H120ZM127 250H129V249L127 248ZM136 250L138 251V249H134V252H135ZM151 250H152V249H151ZM156 250H157V249H156ZM168 250H169V248H168ZM175 250H176V249H175ZM184 250H186V249H184ZM184 250H183V251H184ZM188 250H189V249H188ZM208 250H209V248H208ZM21 251H23V250H21ZM44 251H45V250H44ZM46 251H47V250H46ZM52 251H53V250H52ZM73 251H75V249H74ZM87 251L89 252V250H87ZM90 251H91V250H90ZM102 251H104V250H102ZM123 251H126V250H123ZM177 251H176V253H177ZM181 251H180V252H181ZM242 251H243V250H242ZM0 252H2V251H0ZM42 252H43V251H42ZM55 252H56V251H55ZM55 252H54V253H55ZM57 252H58V250H57ZM95 252H94V253H95ZM104 252H105V251H104ZM120 252H121V251H120ZM132 252H133V250H132ZM154 252H155V251H154ZM180 252H179V253H180ZM186 252H187V251H186ZM189 252H190V250H189ZM194 252H195L194 250H193V251L191 250V253H194ZM196 252H197V250H196ZM216 252H219V250H218V251L216 250ZM232 252H233V251H232ZM232 252H230V253H232ZM234 252H235V251H234ZM29 253H30V252H29ZM46 253H47V252H46ZM48 253H49V252H48ZM71 253H72V251H71ZM75 253H76V252H75ZM89 253H90V252H89ZM121 253H122V252H121ZM124 253H125V252H124ZM126 253H127V252H126ZM135 253H136V252H135ZM135 253H134L133 255L136 256L137 253H136V254H135ZM140 253H141V252H140ZM164 253H165V252H164ZM181 253H182V252H181ZM203 253H204V252H203ZM230 253H229V254H230ZM235 253H237V252H235ZM245 253H246V252H245ZM22 254H23V253H22ZM55 254H56V253H55ZM67 254H69L70 257H72V259L74 258V257H73V253H72V256H71L70 252H68ZM86 254H88V253L86 252ZM100 254H101V253H100ZM100 254H99V255H100ZM118 254H119V253H118ZM138 254H139V252H138ZM153 254H154V253H153ZM182 254H183V253H182ZM188 254H190V253H188ZM194 254H196V253H194ZM214 254H215V253H214ZM239 254L241 255V252H239ZM243 254H244V252H243ZM24 255H25V253H24ZM35 255H36V254H35ZM40 255H42V257H44L42 253H41ZM40 255H39V256H40ZM44 255H45V257H46L48 254L46 255V254L44 253ZM49 255H51V254H49ZM75 255H77V254H75ZM99 255H97V256H99ZM111 255H112V254H111ZM114 255H115V253L112 255V257H114ZM116 255H117V254H116ZM140 255H141V254H140ZM140 255H137V257H139ZM144 255H145V258H146L147 256L150 257V255H152V254L149 253V255H147V254H144ZM144 255H143V258H144ZM146 255H147V256H146ZM164 255H165V254H164ZM203 255H204V254H203ZM206 255H210V252H209V254L207 253ZM206 255H204V256H206ZM217 255H218V254H217ZM234 255H235V254H234ZM234 255H233V256H234ZM245 255H246V254H245ZM245 255H244V256H245ZM36 256H37V255H36ZM102 256H103V254H102ZM102 256H101V257H102ZM106 256H107V255H106ZM109 256H110V255H109ZM120 256H121V254H119V257H120ZM125 256H126V254H125ZM135 256H133V257H135ZM141 256H142V255H141ZM141 256H140V257H141ZM166 256H167V255H166ZM177 256H178V255H177ZM183 256H184V255H183ZM183 256L181 255V257H183ZM188 256H189V255H188ZM190 256H191V255H190ZM190 256H189V257H190ZM194 256H195V255H194ZM235 256H236L235 258H237V254H236ZM17 257H18V256H17ZM23 257H24V256H23ZM86 257H88V256H86ZM91 257H92V256H91ZM99 257H100V256H99ZM104 257H105V256H104ZM104 257H103V259H104ZM149 257H148V258H149ZM159 257H160V256H159ZM181 257H180V259H181ZM220 257H221V256H219V258H220ZM241 257H242V256H240V258H241ZM18 258H19V257H18ZM21 258H22V255L20 256V259H21ZM37 258H38V257H37ZM48 258H49V257H48ZM55 258H56V256H55ZM76 258H77V257H76ZM97 258H98V257H97ZM107 258H109V257H107ZM120 258H123V256L120 257ZM130 258H132V256L127 254L126 259L128 260V259H130ZM141 258H142V257H141ZM141 258H140V260H141ZM160 258H161V257H160ZM162 258H163V257H162ZM173 258H174V256H172V259H173ZM183 258H184V257H183ZM186 258H187V253H186ZM191 258H192V256H191ZM195 258H196V257H195ZM197 258H198V256H197ZM197 258H196V260H197ZM203 258H204V257H202V259H203ZM205 258H206V257H205ZM209 258H210V257H209ZM214 258H216V256H214ZM235 258H234V259H235ZM244 258H246V257H244ZM244 258H242V259H244ZM29 259H30V258H29ZM31 259H32V258H31ZM31 259H30V261H31ZM40 259H41V257H40ZM42 259H43V258H42ZM42 259H41V260H38V261L41 262ZM56 259H57V258H56ZM100 259H102V258H100ZM100 259H98V260H100ZM110 259H111V257H110ZM114 259H115V258H114ZM134 259H136V258H134ZM134 259H133V260H134ZM137 259L139 260V258H137ZM187 259H188L189 261L191 260V259H189V258H187ZM210 259H211V258H210ZM222 259H223V256H222ZM238 259H239V258H238ZM242 259H241L240 261H242ZM22 260H23V258H22ZM34 260H35V261H33V262H34L35 264H40V263H38V262L36 263V259H35V258H34ZM70 260H71V259L69 258V262H70ZM91 260H92V259H91ZM107 260H109V259H107ZM115 260H116V259H115ZM117 260H118L117 262H120L119 259H117ZM120 260H121V259H120ZM124 260H125V259H123V261H124ZM143 260H144V259H143ZM174 260H175V259H174ZM193 260H195V259H193ZM196 260L194 261L195 263H197ZM207 260H208V259H207ZM220 260H221V258H220ZM220 260H219V262H221ZM225 260H226V259H225ZM232 260H233V259H231V261H230L231 263H232ZM236 260H237V259H236ZM14 261H15V260H14ZM30 261H29V263H30ZM46 261H47V260H46ZM46 261H45V264H46ZM58 261H59V260H58ZM58 261H56V262H58ZM100 261H101V260H100ZM103 261H104V260H103ZM103 261H102V262H103ZM125 261H126V260H125ZM125 261H124V262H125ZM129 261H130V260H129ZM164 261H165V260H164ZM175 261H176V260H175ZM177 261H178V260H177ZM180 261L184 262L183 260H180ZM186 261H187V260H186ZM215 261H216V260H215ZM237 261H238V260H237ZM240 261H239V262H240ZM20 262H21V260H20ZM20 262H19V259H18V264H19ZM22 262L24 263V261H22ZM22 262H21V264H23ZM93 262H94V260H93ZM95 262H96V259H95ZM95 262H94V263H95ZM105 262H106V260H105ZM108 262H109V261H108ZM112 262H113V260H112ZM114 262H115V261H114ZM121 262H122V261H121ZM149 262H151V261H149ZM161 262H162V261H161ZM161 262H160V263H161ZM165 262H166V261H165ZM187 262H188V261H187ZM213 262H214V261H213ZM227 262H229V261H227ZM6 263H7V261H6ZM29 263H28V264H29ZM50 263H51V262H50ZM54 263H55V261H54ZM74 263H75V261H74ZM94 263H92V264H94ZM99 263L102 264L101 262H98V264H99ZM106 263H107V262H106ZM122 263H123V262H122ZM147 263H148V262H147ZM168 263H171V262H168ZM168 263H167V264H168ZM174 263H175V262H174ZM184 263H185V262H184ZM192 263H193V262H192ZM207 263H208V262H207ZM223 263H224V262H223ZM231 263H230V264H231ZM0 264H1V263H0ZM8 264H9V263H8ZM10 264H11V263H10ZM30 264H31V263H30ZM66 264H67V262H66ZM68 264H70V263H68ZM71 264H72V261H71ZM95 264H96V263H95ZM103 264H104V263H103ZM108 264H109V263H108ZM112 264H113V263H112ZM115 264H116V263H115ZM148 264H149V263H148ZM161 264H162V263H161ZM163 264H164V263H163ZM176 264H178V262H176ZM180 264H182V263H180ZM185 264H186V263H185ZM200 264H202V263H200ZM242 264H243V263H242Z\"/></svg>",
    "mask_w": 264,
    "mask_h": 264
}]
</instances>
